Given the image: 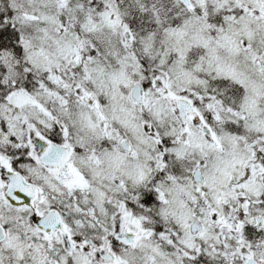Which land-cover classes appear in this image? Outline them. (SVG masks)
Here are the masks:
<instances>
[{
	"label": "snow or ice",
	"instance_id": "1",
	"mask_svg": "<svg viewBox=\"0 0 264 264\" xmlns=\"http://www.w3.org/2000/svg\"><path fill=\"white\" fill-rule=\"evenodd\" d=\"M0 264H264V0H0Z\"/></svg>",
	"mask_w": 264,
	"mask_h": 264
}]
</instances>
